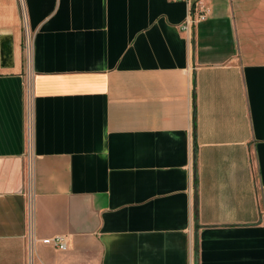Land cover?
<instances>
[{
	"label": "crops",
	"instance_id": "crops-1",
	"mask_svg": "<svg viewBox=\"0 0 264 264\" xmlns=\"http://www.w3.org/2000/svg\"><path fill=\"white\" fill-rule=\"evenodd\" d=\"M0 264H264V0H0Z\"/></svg>",
	"mask_w": 264,
	"mask_h": 264
},
{
	"label": "built area",
	"instance_id": "built-area-1",
	"mask_svg": "<svg viewBox=\"0 0 264 264\" xmlns=\"http://www.w3.org/2000/svg\"><path fill=\"white\" fill-rule=\"evenodd\" d=\"M176 1H185L186 3H191V0H176ZM207 18V10H200L199 13H191L186 21L182 24L181 26V30L188 32L190 31V29L197 24L198 22L204 21ZM25 55H26V61L29 64L31 61V39L30 37L27 35L25 38ZM28 129H30V127H32V115L30 113H28ZM32 168H33V160L31 159V157L28 159V174H29V178H33L32 177ZM33 196H30V200H32ZM30 210L32 212V205L30 206ZM30 227H32V231H33V219H32V214L30 215ZM30 245L33 246L34 243L37 242V239H35L34 234L32 233L30 235ZM43 244L46 245H52L53 247H55L56 249L59 250H67V242L65 241V239H63L62 237H53V238H47V239H43L42 240Z\"/></svg>",
	"mask_w": 264,
	"mask_h": 264
},
{
	"label": "water",
	"instance_id": "water-1",
	"mask_svg": "<svg viewBox=\"0 0 264 264\" xmlns=\"http://www.w3.org/2000/svg\"><path fill=\"white\" fill-rule=\"evenodd\" d=\"M1 61L3 67H12L14 64L13 40L10 36L1 39Z\"/></svg>",
	"mask_w": 264,
	"mask_h": 264
}]
</instances>
